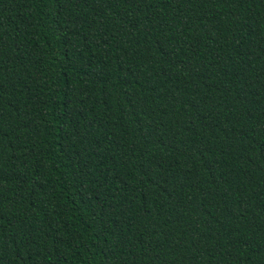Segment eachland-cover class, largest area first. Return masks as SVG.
<instances>
[{"label":"trees","instance_id":"obj_1","mask_svg":"<svg viewBox=\"0 0 264 264\" xmlns=\"http://www.w3.org/2000/svg\"><path fill=\"white\" fill-rule=\"evenodd\" d=\"M0 264H264V0H0Z\"/></svg>","mask_w":264,"mask_h":264}]
</instances>
